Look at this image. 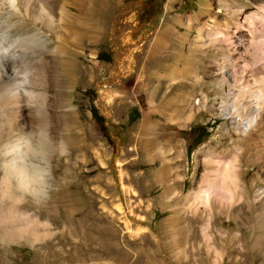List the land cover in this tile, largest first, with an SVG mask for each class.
Returning a JSON list of instances; mask_svg holds the SVG:
<instances>
[{
  "label": "rangeland",
  "instance_id": "1",
  "mask_svg": "<svg viewBox=\"0 0 264 264\" xmlns=\"http://www.w3.org/2000/svg\"><path fill=\"white\" fill-rule=\"evenodd\" d=\"M263 6L82 0V28L66 35L22 0L0 5V55L31 91L14 114L25 130L41 114L66 149L50 198L20 201L33 230L0 233V264H262L251 244L264 220ZM230 103L239 121L258 106L262 125L242 134L223 116ZM194 126L209 135L187 156L178 133ZM213 161L236 182L211 183Z\"/></svg>",
  "mask_w": 264,
  "mask_h": 264
},
{
  "label": "bare ground",
  "instance_id": "2",
  "mask_svg": "<svg viewBox=\"0 0 264 264\" xmlns=\"http://www.w3.org/2000/svg\"><path fill=\"white\" fill-rule=\"evenodd\" d=\"M18 1L19 0H0V5L6 4L12 10V12H16L18 10ZM22 1L24 3L26 11L27 12L29 11L30 14H32L31 17H34L36 19L39 18L43 20V22H45L46 25L52 24L54 21L58 22L59 29L62 30V32L65 33L66 35H68L70 31L73 30V27L75 29L77 28V30L78 29L80 30V28H82V20H81L82 0H22ZM38 41L39 40H36L35 43ZM32 42L34 41L29 40V43ZM7 63L8 62L4 57V55L3 56L0 55V77L1 75L4 76V78L0 82V98L3 95H5L8 98V100L11 102V109H12L11 110L12 114L10 115V118L5 114L4 111L0 110V129H3L5 131L11 130L12 125H14L16 128H24L22 127V125H20V121L17 119L14 113L18 112L20 96H22L24 92L26 94L31 93L30 90H25L23 93L19 91V87L21 85L19 86L16 83L17 82L15 78L16 71L15 72L9 71L10 68H7L6 66ZM24 80L26 82L28 81L27 78H25ZM233 109H234L233 104L230 103L229 106H227V108L223 110L222 112L223 116L225 118H228L230 124L233 125L235 129L240 131L245 136L248 135L249 130L255 127L259 128L262 125L263 122L259 117L260 115L258 116L259 114L258 106L255 105L253 112L249 114V116H246L243 119H241V121L238 120L239 119L238 114L231 115ZM56 112L58 111L56 110ZM46 121L49 123L48 120ZM50 127L52 132L54 133L55 128L53 126ZM63 144L65 147V143ZM212 164L216 165V167L212 172H209L211 173L210 174L211 177H209L212 180L211 183H213L214 181L216 183L218 182V184H220L222 188H225L226 184H228V179L229 182H236L233 168L230 167V165L227 162L221 163L219 161H213ZM218 193H220V195L225 194V193L222 194L221 191H218ZM261 194H264V188H262V190L257 193L258 196ZM4 195L7 196L6 191ZM192 198L194 200L196 196L193 195ZM20 201L21 200L18 199L17 200L0 199V233L24 231V230L27 231L26 229L33 230V227L30 226L29 221H22V222L18 221V215L23 212L20 210V205H21ZM259 231H260V235L255 237V241H253L251 244V249H253L254 255H256L259 259H261L262 264H264V220L261 221L259 225Z\"/></svg>",
  "mask_w": 264,
  "mask_h": 264
},
{
  "label": "clouds",
  "instance_id": "3",
  "mask_svg": "<svg viewBox=\"0 0 264 264\" xmlns=\"http://www.w3.org/2000/svg\"><path fill=\"white\" fill-rule=\"evenodd\" d=\"M7 127V126H5ZM66 151L37 114L34 127L0 129V199L44 202L53 190L51 160ZM5 191L7 196L4 195Z\"/></svg>",
  "mask_w": 264,
  "mask_h": 264
},
{
  "label": "trees",
  "instance_id": "4",
  "mask_svg": "<svg viewBox=\"0 0 264 264\" xmlns=\"http://www.w3.org/2000/svg\"><path fill=\"white\" fill-rule=\"evenodd\" d=\"M91 116L95 123L97 124L100 132L103 136L110 141V133L107 125L105 124L104 117L98 112L97 108L94 105H90L89 107ZM139 117L138 111H134L132 115L129 117L130 121ZM208 131L205 126H194L189 129H180L178 136L185 139L187 141L186 144V154L189 156L191 151L198 146L204 139L208 137Z\"/></svg>",
  "mask_w": 264,
  "mask_h": 264
},
{
  "label": "flooded vegetation",
  "instance_id": "5",
  "mask_svg": "<svg viewBox=\"0 0 264 264\" xmlns=\"http://www.w3.org/2000/svg\"><path fill=\"white\" fill-rule=\"evenodd\" d=\"M150 1H152L154 3L155 0H150ZM149 7H150V5H149ZM148 12H149V9H148Z\"/></svg>",
  "mask_w": 264,
  "mask_h": 264
}]
</instances>
